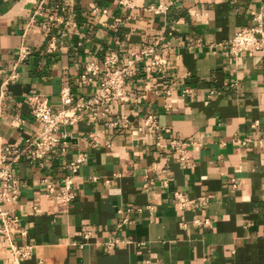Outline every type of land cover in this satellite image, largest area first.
Instances as JSON below:
<instances>
[{
  "label": "crops",
  "instance_id": "obj_1",
  "mask_svg": "<svg viewBox=\"0 0 264 264\" xmlns=\"http://www.w3.org/2000/svg\"><path fill=\"white\" fill-rule=\"evenodd\" d=\"M62 3L0 0L2 146L38 135L36 97L56 114L62 88L74 100L94 94L96 82L79 81L88 63L114 54L121 65L133 47L153 46L165 66L146 70L144 58L100 124L84 116L61 127L65 145L41 162L14 165L17 198L0 201V264H14L10 245L30 247L19 264H264V52L229 53L257 14L264 37L262 0H132L129 9L74 0L71 13ZM159 4L164 14L148 12ZM149 116L155 130L143 127ZM124 121L142 130L131 134ZM176 142L189 143L186 163ZM79 154L63 202L60 183ZM177 197L190 204L180 208Z\"/></svg>",
  "mask_w": 264,
  "mask_h": 264
},
{
  "label": "built area",
  "instance_id": "obj_2",
  "mask_svg": "<svg viewBox=\"0 0 264 264\" xmlns=\"http://www.w3.org/2000/svg\"><path fill=\"white\" fill-rule=\"evenodd\" d=\"M74 0H63L60 10L71 13ZM117 4L129 9L132 0H116ZM168 5H157L149 8L148 12L154 15L164 14ZM261 13L264 12V0H262ZM120 20L116 19L115 23ZM68 24V23H67ZM264 52V37L261 31V14H257L254 24L242 28L232 36L229 43V53L233 57H238L248 50ZM27 49L21 48L19 56L14 67L26 58ZM147 58L148 66L146 70L161 69L165 66V61L155 53L153 46L133 47L129 56L124 59L121 65H118L117 58L114 54L104 57L101 64L88 63L84 72L79 76L81 85L85 86L96 82V92L91 96L80 97L74 100L67 88H62L59 93L61 109L52 114L46 99L36 97L30 109L32 118L41 124V129L34 139H27L21 148L2 146L0 144V201L14 202L18 195L17 176L14 173V165L20 160L25 159L28 162H41L51 149L59 143L65 145V139L68 134L61 130V127L73 125L81 120L84 116L92 123L100 124L102 119L111 112V105H117L124 102L125 81L128 77L133 76L136 66L141 64L143 59ZM112 125H116L114 121ZM143 127H153L151 116L144 121ZM123 128L130 131L131 134L139 132L142 127L134 128L127 121H124ZM155 130V126L153 127ZM245 142V141H244ZM243 142H241L242 144ZM256 143L264 147V136L259 138ZM189 143L176 142L172 148L179 153V159L186 163L185 148ZM85 161V155L79 154L76 159L68 165L69 174L65 176L59 187V199L63 202H69L72 198L70 194L74 176L77 174L81 164ZM47 196L52 195L55 187L51 183H46ZM178 206L186 207L190 201L177 197ZM203 204V202H202ZM6 213L0 211V220L2 226L0 234L6 235L7 217ZM193 224L197 226H209L210 221L194 220ZM107 249L115 246V241L105 244ZM9 252L12 262L19 264L30 255V247L9 246Z\"/></svg>",
  "mask_w": 264,
  "mask_h": 264
}]
</instances>
